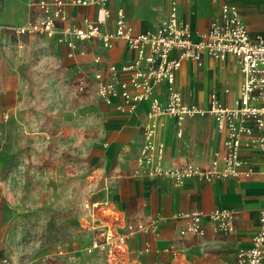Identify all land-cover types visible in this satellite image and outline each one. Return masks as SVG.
<instances>
[{
    "label": "built area",
    "instance_id": "2783aa9c",
    "mask_svg": "<svg viewBox=\"0 0 264 264\" xmlns=\"http://www.w3.org/2000/svg\"><path fill=\"white\" fill-rule=\"evenodd\" d=\"M109 1L39 0L35 3L34 15L25 24L10 29L18 37L20 49L26 45L22 37H46L67 48L71 58L85 56L87 51L83 44L88 42L99 41L104 49H113L119 41L126 44L133 54L129 60L109 65L107 75L102 70L92 75L82 73L77 79V91L83 94L93 89L99 99L121 113H132L139 105L148 104L144 141L133 177L141 180L163 178L177 187L191 179L202 182L247 179L254 175V168L241 152L244 148H255L263 159L260 173L264 182V35H252L238 8L228 2L222 4L220 16L212 21L208 31L196 34L181 20L178 0H170L167 16L157 27L144 32L134 30L123 7L116 10L112 21ZM76 7L95 8L96 15L71 23L68 11ZM111 22L113 28H110ZM229 56L236 58L243 75L233 107L224 105L216 93L210 95L208 108L185 102L177 83L183 63L192 61L202 67L205 57L225 61ZM93 61L100 65L102 58L96 55ZM162 85L166 86V91L165 97L160 99L156 90ZM206 114L212 115L219 131L226 133L223 153H214L207 166L193 162L169 164L166 146L157 139L160 119L174 118L180 136L187 118ZM83 209L92 232V241L84 249L75 251L59 244L55 253L25 262L3 256L0 264H51L55 258L75 264L94 255L119 264L130 253L132 237L139 233H159L156 220L127 222L123 227H117V215L108 201L90 197ZM175 217L187 220V226L180 231L183 236L189 233L204 235L206 219L219 232L229 234L234 231V212L228 208L209 213L181 212ZM149 249L147 244L145 250ZM233 264H264V206L259 213V229L252 238L251 247L239 250Z\"/></svg>",
    "mask_w": 264,
    "mask_h": 264
},
{
    "label": "crops",
    "instance_id": "0c3cea01",
    "mask_svg": "<svg viewBox=\"0 0 264 264\" xmlns=\"http://www.w3.org/2000/svg\"><path fill=\"white\" fill-rule=\"evenodd\" d=\"M132 1L110 0L108 7L112 11L111 20L113 21L116 10L123 7L129 24L136 32L151 29L148 28L149 25L155 23L158 17V9L153 8L159 4V9H162L164 0H143L135 7L129 5ZM178 1L181 20L196 34L207 32L212 21L220 16L222 4L228 2L238 8L252 35H264V0ZM169 2L167 0V4H164V8L167 6V13ZM33 11L36 12V7ZM68 12L71 23H79L85 16L96 15L95 8L92 7L70 8ZM110 28H113V22ZM35 38L55 43L53 39L46 37ZM32 39L34 38L22 37L21 40L26 43L23 49L33 46ZM83 47L87 51L85 56L71 58L67 48L59 46L66 59L76 68V79L84 72L92 75L98 70L107 75L109 65L122 64L133 55L123 41L117 42L113 49H104L99 41L85 43ZM96 55L102 58L100 65L93 61ZM198 68L201 70L197 71ZM195 81L201 83L202 92L211 90L208 97L196 105L208 108L210 95L216 93L224 105L233 107L243 75L233 56L225 61L205 57L202 67L192 61H185L177 75L182 94L183 88L190 94ZM165 91L166 86L162 85L157 88L156 94L163 99ZM98 106L101 107L103 116L96 125L87 126L85 137L81 141L86 153L92 146L98 147L101 153V163L95 166V171L100 172L102 177L94 182L99 187L90 197L109 202L117 215L116 226L119 228L127 222L135 221L156 220L159 225L158 235L139 233L132 237L129 242L130 253L119 264H233L239 250L251 247L252 238L259 229V213L264 206V182L260 173L263 159L255 148H244L241 152V156L249 159L254 168V175L247 179H218L212 182L191 179L181 187L163 178L141 180L132 174L144 141L143 126L147 120L148 104L139 105L132 113H121L103 101ZM92 111L95 112L93 107ZM159 123L157 139L165 144L166 161L171 165L193 162L207 166L214 153H223L226 133L219 131L212 115L187 118L180 136L174 118L163 117ZM218 208H228L234 212L233 232H219L206 219L203 222L204 235L180 234L187 226V220L176 218L177 213H209ZM83 220L85 226L82 225L80 232L90 234V244L92 232L85 216ZM147 244L150 246L148 251L145 250ZM3 256L6 255L0 253V258ZM95 258L103 264H112L100 255L80 259L75 264H89Z\"/></svg>",
    "mask_w": 264,
    "mask_h": 264
},
{
    "label": "rangeland",
    "instance_id": "374dc122",
    "mask_svg": "<svg viewBox=\"0 0 264 264\" xmlns=\"http://www.w3.org/2000/svg\"><path fill=\"white\" fill-rule=\"evenodd\" d=\"M36 2L0 0V253L22 262L55 253L59 244L75 251L89 244L90 234L80 232L83 203L102 177L95 171L100 149L86 153L81 144L87 126L103 116L101 99L94 90L78 93L76 68L59 46L34 38L32 47L20 49L10 29L34 15ZM164 4L153 8L158 17L148 28L167 16ZM195 83L190 94L183 88L189 104L211 92ZM89 264L103 263L95 258Z\"/></svg>",
    "mask_w": 264,
    "mask_h": 264
}]
</instances>
